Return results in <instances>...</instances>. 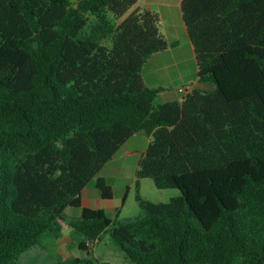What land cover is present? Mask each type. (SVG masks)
<instances>
[{"label":"trees","instance_id":"obj_1","mask_svg":"<svg viewBox=\"0 0 264 264\" xmlns=\"http://www.w3.org/2000/svg\"><path fill=\"white\" fill-rule=\"evenodd\" d=\"M138 1L0 0V264L45 236L90 254L107 232L133 264H264V0H182L197 79L216 89L158 104L143 69L177 43ZM102 14L115 22L87 34ZM139 132L137 189L152 178L181 195L137 190L144 213L126 221L84 206L95 178L113 198L99 173Z\"/></svg>","mask_w":264,"mask_h":264},{"label":"rangeland","instance_id":"obj_2","mask_svg":"<svg viewBox=\"0 0 264 264\" xmlns=\"http://www.w3.org/2000/svg\"><path fill=\"white\" fill-rule=\"evenodd\" d=\"M102 19L115 22V19L109 14H102L101 16L91 15L86 33H90L93 25ZM166 23L168 21H165ZM101 41L106 45L111 44L110 39H102ZM193 69L190 63L181 67V71L187 76V79L192 76ZM155 84L153 87L163 86L165 90H170L159 93L155 100V104H158L166 100L165 96L170 94L171 91L176 92L181 82L158 81ZM137 135L127 141L117 152L115 158L105 164L100 172L107 177L106 181L112 187L116 198L124 199L125 201L124 207L117 215V219L121 221L138 217L144 213L136 198L137 190L145 199L153 202H168L171 198L181 195V191L178 188H158L152 178L141 179L140 186L137 189L138 160L141 153L148 146V141L143 136L144 134ZM66 216L68 220L73 219L68 212H66ZM71 239L74 240L73 237ZM44 243V247L37 245L25 251L13 264H72L65 257L73 256V259L77 255L82 259L79 264H133L125 258L122 250L118 248L112 239L110 232L103 234L101 240L96 243L90 254L80 250L77 246L75 247V243L72 241V244L65 249V253L62 256L59 255L56 251V247L59 245L56 236H45Z\"/></svg>","mask_w":264,"mask_h":264},{"label":"crops","instance_id":"obj_3","mask_svg":"<svg viewBox=\"0 0 264 264\" xmlns=\"http://www.w3.org/2000/svg\"><path fill=\"white\" fill-rule=\"evenodd\" d=\"M139 7L149 8L159 12L161 16V30L169 34L170 38L177 43L175 46H171L164 51L153 54L143 69V77L146 83L151 87L156 85L155 83L158 81H180L181 84L176 89V92L171 91L170 94H167L165 96L166 100L163 102L181 100L184 94L198 82L197 61L193 44L187 35L186 25L183 20L182 0H139L138 3L133 6L131 11ZM165 21H168V23L165 24ZM189 63L194 69L192 76L187 79V76L182 73L181 67L186 66ZM153 88L158 87L155 86ZM159 88H162V93L170 91L165 90V87L163 86H160ZM180 89H183V91ZM137 134H144L143 136L147 138L148 143L150 142V137H148L145 132H139ZM137 134L133 137L138 136ZM130 139L128 141H130ZM99 176L107 179L102 173H99ZM82 199L84 206L103 208L108 216L112 218L117 216L125 205L124 199L120 200V198H116L115 194L112 199L103 198L100 189L97 187L96 178L85 187L82 192ZM66 212H68L69 216L73 218L71 220L79 219L82 215V207L67 208L65 210V216ZM71 237V235L57 237L59 245L56 247V251L59 255L62 256V254L65 253V249L68 245L72 244V241L75 243V247L77 246L76 239L73 237L74 240H72ZM72 257L73 256H68L65 258L72 261ZM76 257L80 258L79 255L74 258Z\"/></svg>","mask_w":264,"mask_h":264},{"label":"water","instance_id":"obj_4","mask_svg":"<svg viewBox=\"0 0 264 264\" xmlns=\"http://www.w3.org/2000/svg\"><path fill=\"white\" fill-rule=\"evenodd\" d=\"M194 87L205 91H213L216 89V84L198 81L194 84Z\"/></svg>","mask_w":264,"mask_h":264},{"label":"built area","instance_id":"obj_5","mask_svg":"<svg viewBox=\"0 0 264 264\" xmlns=\"http://www.w3.org/2000/svg\"><path fill=\"white\" fill-rule=\"evenodd\" d=\"M181 91H183V89H180Z\"/></svg>","mask_w":264,"mask_h":264}]
</instances>
